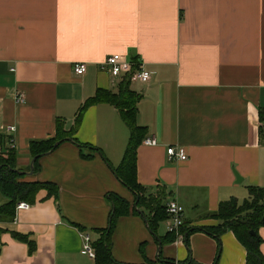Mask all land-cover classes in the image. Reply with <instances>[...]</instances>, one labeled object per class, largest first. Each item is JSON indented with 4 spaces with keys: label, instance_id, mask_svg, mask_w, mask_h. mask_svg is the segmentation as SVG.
<instances>
[{
    "label": "crops",
    "instance_id": "1",
    "mask_svg": "<svg viewBox=\"0 0 264 264\" xmlns=\"http://www.w3.org/2000/svg\"><path fill=\"white\" fill-rule=\"evenodd\" d=\"M115 53L141 60L151 74L130 85L141 96L137 121L157 141H142L137 151L146 192L179 201L193 228L216 227L211 214L221 202H242L250 186L264 188V0H0V134L8 145L13 139L18 167L29 170L31 141L56 136L58 120L79 144L102 152L68 140L41 157L35 178L56 183L58 198L40 190L14 221H0V264H100L85 251L83 234L94 246L108 226V192L133 204L111 168L130 138L119 109L93 104L77 123L99 89L118 90L124 76L114 78L104 65ZM79 62L87 67L82 75L74 71ZM169 146L188 158L170 159ZM12 231L29 235L34 249ZM258 232L264 254V226ZM167 233L166 224L153 233L142 214L121 216L113 257L123 264H246V248L231 230L221 247L201 230L188 242L183 234L163 243Z\"/></svg>",
    "mask_w": 264,
    "mask_h": 264
},
{
    "label": "trees",
    "instance_id": "2",
    "mask_svg": "<svg viewBox=\"0 0 264 264\" xmlns=\"http://www.w3.org/2000/svg\"><path fill=\"white\" fill-rule=\"evenodd\" d=\"M129 77L125 76L119 83L118 90L99 89L97 93L87 99L80 107L77 115V123L80 122L83 111L90 105L100 102H107L115 105L129 127L130 138L118 167H111L117 178L134 194V202L119 196L114 192L106 194L107 200L111 203V212L109 224L106 228L100 229L101 237L94 244L96 259L100 264H123L118 262L112 254L113 233L119 217L131 213L143 215L149 228L156 233L157 228L168 214L165 207L166 192L161 191L157 195L148 193L144 187L137 181V151L143 139L147 136V128L140 125L137 121L138 102L141 96L131 88ZM73 132L64 129L63 122H57V134L42 140H33L30 144V154L32 158L40 155L34 163V173L32 175L20 173L14 169L22 170L17 165L18 153L14 145H8V138L0 134V196L3 202L0 203V221H14L16 218V207L19 202L35 203L37 194L40 190H47L49 197L58 198L59 186L51 181H42L36 179L40 172V159L51 149H56L64 141H73L80 149L91 148L93 151L102 153L99 148L90 145L79 144L72 138ZM70 138V139H69ZM59 144L55 147V143ZM83 158H89L91 155L82 153ZM30 170V168H29ZM142 211V212H141ZM211 216L219 220L216 227H188L186 223L182 228L183 234L188 242L191 233L201 230L213 237L221 247V236L226 231L231 230L237 239L245 246L247 251L246 264H264V254L261 250L263 242L258 230L264 226V188L259 186L249 187V198L240 202L232 198L220 203L219 209L212 213ZM252 231L254 233H252ZM16 239L27 242L30 249H34V243L29 239V235L12 231ZM176 238L175 233L168 232L163 237V243L173 242ZM172 261H169V264ZM181 264V263H179ZM216 264V262H215Z\"/></svg>",
    "mask_w": 264,
    "mask_h": 264
},
{
    "label": "built area",
    "instance_id": "3",
    "mask_svg": "<svg viewBox=\"0 0 264 264\" xmlns=\"http://www.w3.org/2000/svg\"><path fill=\"white\" fill-rule=\"evenodd\" d=\"M104 65L108 68V72L114 77H129L130 81H140V82H148L151 79V74L147 71L143 65V62L139 59L129 60L126 59L122 54L115 53L107 57L104 61ZM86 64L83 62L76 63L74 66V71L82 75L86 72ZM19 101L24 100L23 95L18 96ZM9 129L11 131L15 130V127L10 126ZM11 144L13 145V139H10ZM144 144L147 145H156L157 141L153 137H146L143 140ZM167 154L170 159L176 160H186L188 158L186 152L181 147L169 146L167 148ZM30 204L21 201L18 203L16 207V216L18 215L21 209L29 208ZM166 212L168 214L165 219V224L167 227V232L175 233L176 235H183L182 228L185 223V208L184 206L175 199H169L165 203ZM84 239V249L91 256H96V251L93 246V241L91 235L89 233L83 234ZM169 264H179L178 262L172 261Z\"/></svg>",
    "mask_w": 264,
    "mask_h": 264
},
{
    "label": "water",
    "instance_id": "4",
    "mask_svg": "<svg viewBox=\"0 0 264 264\" xmlns=\"http://www.w3.org/2000/svg\"><path fill=\"white\" fill-rule=\"evenodd\" d=\"M69 139H70V138H69ZM59 142H60V141H58L57 143H55V147L59 144ZM53 150H54V149H51V150L48 151L46 154L52 152ZM39 156H40V155H36V156H34V157L32 158V160H31V164H30V170H18V169H14V170H16V171H18V172H20V173H26V174L32 175V174L34 173V163H35L36 159H37ZM236 175H237V179H238V180H241V177H240L238 174H236ZM263 221H264V216H263ZM252 233H254V232L252 231ZM161 247H162L161 240H159V248H161Z\"/></svg>",
    "mask_w": 264,
    "mask_h": 264
},
{
    "label": "rangeland",
    "instance_id": "5",
    "mask_svg": "<svg viewBox=\"0 0 264 264\" xmlns=\"http://www.w3.org/2000/svg\"><path fill=\"white\" fill-rule=\"evenodd\" d=\"M3 200H4L3 197L0 196V203L3 202ZM160 225H161L162 228H164L165 223H160Z\"/></svg>",
    "mask_w": 264,
    "mask_h": 264
}]
</instances>
